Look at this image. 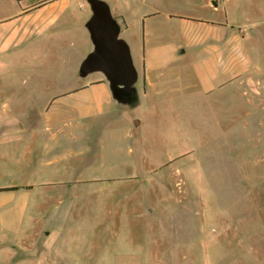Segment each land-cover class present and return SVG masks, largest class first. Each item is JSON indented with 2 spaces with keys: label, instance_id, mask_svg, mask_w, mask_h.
I'll return each mask as SVG.
<instances>
[{
  "label": "rangeland",
  "instance_id": "rangeland-1",
  "mask_svg": "<svg viewBox=\"0 0 264 264\" xmlns=\"http://www.w3.org/2000/svg\"><path fill=\"white\" fill-rule=\"evenodd\" d=\"M104 1L124 11L126 0ZM10 2L0 0V16ZM225 3L246 37L248 72L199 102L185 103L174 93L157 108L142 98L137 72L138 102H116L119 110L111 102L114 123L101 119L81 138L75 177L87 183L76 190L78 206L57 242L66 257H39V232L27 242L35 249L17 239L0 264H264V0ZM58 63L44 55L28 65L44 74ZM19 67L0 66L5 114L36 104L25 93L32 73ZM135 120L142 125L133 128ZM45 202L43 214L57 203Z\"/></svg>",
  "mask_w": 264,
  "mask_h": 264
},
{
  "label": "crops",
  "instance_id": "crops-1",
  "mask_svg": "<svg viewBox=\"0 0 264 264\" xmlns=\"http://www.w3.org/2000/svg\"><path fill=\"white\" fill-rule=\"evenodd\" d=\"M10 1L0 16V66L16 62L27 70L31 60L44 55H55L59 63L53 74L28 69L34 79L25 81V93L36 98L35 105L0 112V254L10 256L20 241L35 249L27 242L41 232L39 257L64 258L57 242L78 206L76 190L87 183L75 177L81 138L101 119L114 123L111 102L120 107L102 74L78 76L93 48L85 28L91 16L86 0ZM110 11L141 77L142 98L155 108L174 93L185 103L199 102L206 93L234 85L250 69L246 37L225 0H126L124 11L116 3ZM54 199L56 205L43 214L45 201Z\"/></svg>",
  "mask_w": 264,
  "mask_h": 264
},
{
  "label": "water",
  "instance_id": "water-1",
  "mask_svg": "<svg viewBox=\"0 0 264 264\" xmlns=\"http://www.w3.org/2000/svg\"><path fill=\"white\" fill-rule=\"evenodd\" d=\"M91 16L85 28L92 43V50L82 59L78 76L83 78L93 72L104 74L114 101L118 104H136L132 86L137 80V71L132 61L130 48L119 37L120 27L104 0H86ZM135 128L138 120L134 121Z\"/></svg>",
  "mask_w": 264,
  "mask_h": 264
}]
</instances>
